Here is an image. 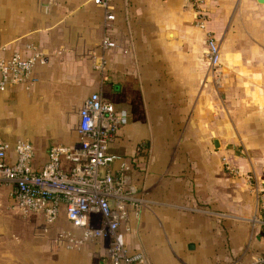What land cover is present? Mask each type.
<instances>
[{
	"label": "crops",
	"instance_id": "0c3cea01",
	"mask_svg": "<svg viewBox=\"0 0 264 264\" xmlns=\"http://www.w3.org/2000/svg\"><path fill=\"white\" fill-rule=\"evenodd\" d=\"M202 5L221 50L234 36L235 59L221 55L214 84L190 0H112L111 22L92 0H0V57L30 56V46L48 54L34 65L29 89L0 91V134L11 144L29 141L38 171L51 146L79 144L78 112L89 94L112 103L122 124L109 146L117 158L103 171L116 176L121 161L130 164L141 208L138 216L129 208L124 236L146 264H247L264 253L257 198L245 178L264 189V23L258 37L250 22L264 20V3ZM105 33L113 47L101 72L90 55L101 52ZM20 129L35 134L21 136ZM226 161L239 175L226 171ZM38 216V240L4 254L0 264H110L101 240L79 249L53 243L61 229L73 230L63 211L52 225Z\"/></svg>",
	"mask_w": 264,
	"mask_h": 264
},
{
	"label": "built area",
	"instance_id": "2783aa9c",
	"mask_svg": "<svg viewBox=\"0 0 264 264\" xmlns=\"http://www.w3.org/2000/svg\"><path fill=\"white\" fill-rule=\"evenodd\" d=\"M51 5L55 0H46ZM105 11L106 22L114 20L110 11L112 0H92ZM195 12V26L205 33L204 58L214 74L221 72V52L214 35L206 30L208 15L202 0H190ZM100 53L92 52V66L101 72L105 68V53L113 47L105 33L99 44ZM30 56L13 53L0 57V91L9 86L22 85L29 89L33 81V68L37 62L46 63L48 54L30 46ZM122 124V115L99 92H92L82 102L78 112L77 133L79 144L74 147L55 144L40 170L33 169L32 144L23 139L14 144L0 134V181L10 185L9 198L23 216L40 215L52 225L63 211L72 229H61L53 243L67 249H79L87 242L101 240L104 257L110 264H146L140 251L129 252L124 231L129 229L131 207L135 216L141 208V199L130 184V164L120 162L116 176L103 171L117 157L109 152ZM13 157V161L12 160ZM225 169L237 176L239 170L227 161ZM254 190L258 205V223L264 232V189L253 186V178L246 177ZM247 264H264V253Z\"/></svg>",
	"mask_w": 264,
	"mask_h": 264
},
{
	"label": "rangeland",
	"instance_id": "374dc122",
	"mask_svg": "<svg viewBox=\"0 0 264 264\" xmlns=\"http://www.w3.org/2000/svg\"><path fill=\"white\" fill-rule=\"evenodd\" d=\"M250 22L254 27H257L256 34L258 33V37L259 33L262 35V30H260V23L263 25L264 20L254 18ZM229 29V32H231V27ZM241 33L242 32L239 29L236 30V36L241 35ZM228 38L231 40V38H234V36H227L226 39L223 40L222 50L220 49V52L223 59L225 58L226 60H230L232 62L234 56L229 51L230 42ZM235 57L237 59L240 58L243 61H245L244 59H246L247 63H249L250 61L245 54L241 55V53L239 54V52H237ZM208 68L210 81L214 84V72L212 71L211 66H209ZM219 70H221V68ZM226 71H228V68L224 67V72ZM19 134H21V136H30L34 135L35 132L33 131L32 133L31 130L20 129ZM41 222V218L38 215L32 214L23 216L19 212H17V210L13 206V202L7 196V186L4 182L0 181V257H4V254L8 252L20 250L18 248L19 245L25 244L29 245V247L32 246V242L38 240V234L41 233V230L34 226L41 224Z\"/></svg>",
	"mask_w": 264,
	"mask_h": 264
},
{
	"label": "water",
	"instance_id": "95a60500",
	"mask_svg": "<svg viewBox=\"0 0 264 264\" xmlns=\"http://www.w3.org/2000/svg\"><path fill=\"white\" fill-rule=\"evenodd\" d=\"M258 3H264V0H257ZM214 146L215 148H219L220 147V144H219V141L216 139L214 140Z\"/></svg>",
	"mask_w": 264,
	"mask_h": 264
},
{
	"label": "trees",
	"instance_id": "16d2710c",
	"mask_svg": "<svg viewBox=\"0 0 264 264\" xmlns=\"http://www.w3.org/2000/svg\"><path fill=\"white\" fill-rule=\"evenodd\" d=\"M146 148H144V146L142 145L140 148V153L144 152Z\"/></svg>",
	"mask_w": 264,
	"mask_h": 264
}]
</instances>
